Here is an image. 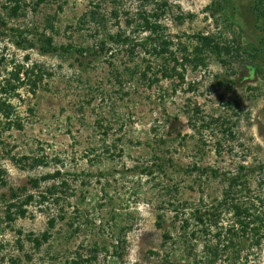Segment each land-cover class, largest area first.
<instances>
[{"label":"rangeland","instance_id":"obj_1","mask_svg":"<svg viewBox=\"0 0 264 264\" xmlns=\"http://www.w3.org/2000/svg\"><path fill=\"white\" fill-rule=\"evenodd\" d=\"M5 1L0 85L18 67H32L31 80L38 81H27L7 99L22 128L0 124V264H68L77 255L89 264H264V240L261 248L242 236L237 242L235 217L217 206L227 178L237 174L264 198V170L258 168L264 164V34L254 0H229L215 18L205 9L212 0H46L38 7L37 0H23L17 18L2 10ZM92 9L104 20L92 22ZM160 10L159 34L171 40L178 60L198 32L236 39L241 58L223 65L209 53L205 67L186 64L183 82L161 77L157 70L173 61L147 53L140 43L149 32L137 27L139 12ZM47 19L53 30L45 28ZM16 28H28L24 34L32 42L45 30L57 46L72 44L81 52L17 46L11 37ZM119 32L130 43L111 39ZM155 75L161 78L152 83ZM230 99L237 105L228 106ZM22 156L28 159H12ZM35 157L47 165L22 168ZM55 170L61 178L30 184ZM61 179L66 186L58 199L41 201L40 193ZM29 193L34 201L26 215L7 220L8 202ZM197 207L218 216L207 235L192 236L195 225L182 227ZM46 230L48 240L36 247L31 239ZM208 246L219 247L216 258Z\"/></svg>","mask_w":264,"mask_h":264},{"label":"trees","instance_id":"obj_2","mask_svg":"<svg viewBox=\"0 0 264 264\" xmlns=\"http://www.w3.org/2000/svg\"><path fill=\"white\" fill-rule=\"evenodd\" d=\"M23 0H6L5 4L2 6V10L6 13V15L10 18H17L20 15V10L25 6ZM46 0H37L35 6L38 7L41 3ZM229 0H212L205 9L209 12V15L215 18V13H219L224 10ZM98 8V6L96 5ZM253 12L256 14L257 18L261 20L260 29L264 34V0H254L252 6ZM163 10L157 12H148L143 11L139 12L140 22L137 24L138 29L143 31H148V35L145 37L144 42L140 43L146 49L147 53L154 54L156 56H160L166 54V60H172L173 65L171 67H164L158 69L161 77L163 78H173L178 77L179 82L184 81V73L186 64L191 65L193 69H197L198 67L206 66V56L210 53L223 65H230L232 61H239L241 58V45L238 43L236 39H232L233 41H227L226 38H222L219 34L215 36L209 33L198 32L193 34L191 37L194 39V44L189 51L185 46L183 47V51L187 52L182 54L180 60L173 54V52L169 49L171 40H167L159 34L161 31V25L158 23L159 18L163 15ZM1 15V12H0ZM89 17L92 22H97L104 20L103 15H101L97 9H92L89 12ZM154 18V21H153ZM48 20V19H47ZM0 22L2 24L5 23V20L2 16H0ZM128 24L130 25L133 20H128ZM45 28H49L53 30V25L51 21H47L45 24ZM11 33L12 38H16L13 40L17 46L23 47L24 43H27L29 48L35 47L36 43L39 44V49L42 53H57L59 51L67 52L68 50H74L78 53L81 52V49L74 47L72 44L67 45H59L57 46L54 42V36L52 34H48L45 30H42L39 35H37L36 42H32L29 40L24 34L29 31L28 28H16L12 30ZM3 34V33H2ZM116 44H128L130 43V37L119 32L113 38ZM151 42H155L153 45ZM151 44L150 48H147V45ZM104 42H101V50L104 48ZM246 53V49L242 50ZM179 68L182 72H179ZM147 70H150V66L147 65ZM20 73H23L22 78L20 77ZM33 73V68L22 69V67H18L17 71L12 72L11 75L13 77L11 79H6L0 85V93L4 94V98H0V124H3V128L10 129L12 127H17L19 129L22 128V124L16 119L15 107L9 102L7 99L13 97V94L18 91V89L27 84V81L30 80V83L36 86L37 80H31V74ZM145 71H142V75H145ZM161 77L154 76L151 81L157 82ZM217 78L216 83L219 86H222L226 90L229 89L228 84L219 79V76H215ZM8 95V96H7ZM2 97V96H1ZM224 95H219V99H224ZM226 104L230 107L233 105H237L236 101L233 99L228 100ZM12 159L16 162H22V159H28L27 156H22L21 158L12 157ZM38 165H47V162L44 158H32L31 162H24L22 164V168H34ZM242 170L245 167L241 166ZM259 172L264 170V164H260L258 166ZM1 173V171H0ZM61 178L60 170H55L52 173H46L41 175L38 178H31L29 180L30 184L33 187H37L41 181H47L49 179H58ZM261 181L259 185L264 183V175L260 177ZM227 186L224 190L223 196L221 200L218 202L217 206H225L229 211L232 212L235 217V221L238 225V231L232 232L233 236L236 237L237 242L240 241V237H246V240L250 242V245L261 248L264 240V198L261 196L256 189H251L249 186L248 178L241 177L240 174H237L233 177L227 178ZM0 182L3 183V180L0 179ZM62 186H66V180L61 179L59 184H51L46 188L44 192L40 193L41 201H48L51 197L52 199H58L56 196L58 189H62ZM23 190L25 188H22ZM246 191L245 196L238 197V192ZM11 196L18 197L17 192H12ZM34 201L33 194H27L26 197L20 201L8 202L7 204V212L6 219L9 221H14L17 217H24L27 212L26 205H29ZM215 209V207L213 208ZM214 210L206 208L202 210V208L197 207L193 212L190 213V216L182 220V227L185 231H189L191 225H195L196 229L191 228L190 234L194 236L197 232H204L205 235L211 233L212 228L217 225V217ZM177 218V215L175 216ZM160 218V216H159ZM216 219V220H215ZM49 228H53L55 225V219L50 218L48 220ZM157 225H160V222H157ZM215 235L220 239L221 234L215 233ZM50 236V232L48 230L44 231L40 238L33 237L31 241H33L36 247L40 246L43 242H46ZM168 238V235H164ZM236 241L230 239L229 243L230 247H236ZM220 243V242H219ZM220 245V244H218ZM238 245V244H237ZM221 247H227L226 244H222ZM218 248L215 246H208L207 250L210 252L214 258L218 255ZM239 251L240 249H236ZM211 262H214L211 260ZM90 259L82 258L80 255L73 257L68 261V264H89Z\"/></svg>","mask_w":264,"mask_h":264}]
</instances>
